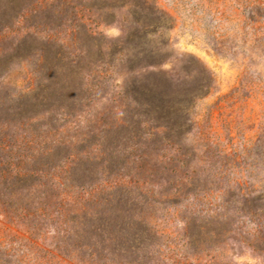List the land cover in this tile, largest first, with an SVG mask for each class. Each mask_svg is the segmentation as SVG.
<instances>
[{"label": "rangeland", "instance_id": "obj_1", "mask_svg": "<svg viewBox=\"0 0 264 264\" xmlns=\"http://www.w3.org/2000/svg\"><path fill=\"white\" fill-rule=\"evenodd\" d=\"M132 1L0 0V108L23 110L14 122L0 124L8 133L0 144L19 166L58 148L67 157L43 167L33 187L0 194V264H131L94 241L78 240L74 233L83 220L72 217L91 211L94 195L119 185L165 198L174 172L163 166L180 172L173 190L192 175L182 168L180 147L136 145L134 131L123 142L114 140L133 111L129 87L138 76L119 51L133 26ZM157 1L174 18L165 35L171 56L162 70L180 76L182 60L194 57L210 76L206 94L191 109L199 124L186 143L197 149L198 165L220 182L194 198L177 196L178 205L157 204L152 223L159 239L150 256L134 264H264V219L229 212L224 203L238 183L264 192V17L251 14L253 0ZM251 15L258 23H250ZM51 66L52 83L44 73ZM112 141L118 165L104 168L99 188L72 187L69 165L85 153L78 151L97 154ZM189 210L198 211L191 215L205 225L203 232L214 228L196 245L185 233ZM220 220L225 229L216 235Z\"/></svg>", "mask_w": 264, "mask_h": 264}, {"label": "trees", "instance_id": "obj_2", "mask_svg": "<svg viewBox=\"0 0 264 264\" xmlns=\"http://www.w3.org/2000/svg\"><path fill=\"white\" fill-rule=\"evenodd\" d=\"M132 2L131 23L133 26L122 39L123 47L119 51L121 55L126 52L129 69L132 72L136 71L138 76L131 80L129 87L133 111L126 119L128 124L114 131V140L123 142L127 140L128 133L134 131L136 145L159 149L165 145L180 147L185 157L182 168H191L192 175L186 179V183L180 181L178 187L176 185L177 189L173 190L175 184L172 185V182L178 180L177 175L180 172L175 165L170 168L163 166L169 173L174 172L167 178L170 184L163 195L166 200L165 198L153 199L140 187L119 185L105 194H99L96 197L92 195L94 200L89 202L91 211L87 210L82 215H74L72 221L83 220L80 222L82 228L74 233L78 240L82 239L86 243L94 241L95 245L101 247L102 252L125 259L131 258V264H134L138 259L150 256L159 239L160 230L152 223L154 208L166 203L180 204L182 200L180 201L177 196L184 199L206 194L212 188L211 186L220 181L213 177L210 169L198 165L200 161L197 160V149L189 147L186 143L199 124L191 109L194 108L196 100L206 94L204 88L210 76L194 57L182 60L180 76L162 70V66L171 56L168 51L170 43L165 35L172 29L173 14L161 6L157 0H133ZM250 7L252 15L258 14L259 17H264V0H253ZM252 15L250 23L255 24L257 21ZM116 53L115 51L111 54L116 56ZM52 68L53 66L44 71L45 78L50 83L56 78V70ZM143 71L144 74H141ZM21 110L13 106L1 107L0 124H10L20 118L23 112ZM112 132V129L107 130L102 138L109 136ZM3 137H8V133L0 130V138ZM93 137L95 139L98 136L93 135ZM112 144H115L114 141L97 154L93 149L78 151V154L85 153L84 158L73 162L72 167L69 165L72 187L81 190H88L86 186H92V190L99 188L98 184L104 168L110 169L118 165V159L113 155L117 145ZM5 147V143L0 144V194H12L33 187L40 172L44 171L43 167L54 164V161L60 163L62 159L67 158L65 149L58 148L52 152H39L38 156H34L31 165L19 166L11 161L12 150ZM105 152L107 157H101ZM236 185L229 189L224 200L227 211H246L264 219V192L253 193L255 191H248L239 183ZM243 190L246 193L242 194ZM189 211H185L190 216L185 221V229H187L185 233L189 235L190 243L196 245L203 242L205 235L214 228H208L203 232L202 228L205 225L198 223V218L191 215L192 212L198 214V211ZM224 223V221H218L219 225L215 228L216 235L223 232ZM229 224H232L231 218Z\"/></svg>", "mask_w": 264, "mask_h": 264}]
</instances>
